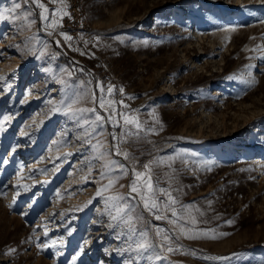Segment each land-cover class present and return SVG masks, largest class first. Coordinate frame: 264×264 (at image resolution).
<instances>
[{"label":"rangeland","instance_id":"rangeland-1","mask_svg":"<svg viewBox=\"0 0 264 264\" xmlns=\"http://www.w3.org/2000/svg\"><path fill=\"white\" fill-rule=\"evenodd\" d=\"M16 2L0 0V264H264V0H40L46 20ZM59 57L92 63L90 79ZM154 160L153 183L191 206L180 225L217 238L127 196ZM117 193L135 231L112 219Z\"/></svg>","mask_w":264,"mask_h":264},{"label":"snow or ice","instance_id":"snow-or-ice-1","mask_svg":"<svg viewBox=\"0 0 264 264\" xmlns=\"http://www.w3.org/2000/svg\"><path fill=\"white\" fill-rule=\"evenodd\" d=\"M25 4L29 3H35L39 8L44 9L40 13V17L42 20H46L47 17L45 16V12L47 9H45L44 4L40 3V0H24ZM21 9V4L19 2H16V0H13L12 6L7 9H3L2 11H7L8 13H15L17 10ZM67 15V13H65ZM2 18V17H0ZM53 27H55V21L53 22ZM51 35V33H49ZM61 36H63L65 41H70L72 37L64 34L63 32L60 33ZM57 45L60 44V41H56ZM83 54V53H82ZM246 67H252L251 65L246 66ZM254 81H248L247 83H253ZM103 87L101 86V96L99 98V104L101 108H105V101L103 97ZM113 91V86L108 87V92L111 94ZM121 92H123V89H120ZM76 101H73L75 103ZM23 103V102H22ZM58 110V109H54ZM71 111L72 109L69 108ZM107 110V109H106ZM81 111H89V112H94L95 109H83ZM115 112V109H112L109 111L108 117H104L100 114L96 115V120L94 123H96L98 126L102 125L103 122L106 120H110L113 113ZM122 116L125 125H135V128L137 129V132L135 133L138 135L139 130L142 128L141 123L139 122L138 118L134 115H124L123 113H120ZM87 123V122H86ZM113 139H117L116 135L113 134ZM119 150L117 149V155H119ZM125 156L127 157V153H125ZM162 163V161H149V163H146L143 165V168L146 170V172H140L136 171L134 168L131 170L132 174L134 176V179H132L130 185L128 186L130 189V192L127 194V196H130L132 193H136L139 196L140 201L143 202L144 208L148 210L149 212H152L155 215L156 219H168L169 223L173 224L176 228H179L180 232L183 233L187 238L189 239H198V238H211L215 239L217 238L216 235H209V232H200L196 234L189 235L188 232L183 228V226L180 225V220L182 219L180 213L186 208V207H191V206H184L181 205L180 211H178L174 205L177 204L176 199L170 194L165 191L163 188H158L156 184L153 183V173H151V165L156 164V163ZM4 163H7V161H4ZM113 163V162H110ZM119 171L123 174H128V169L125 168L123 165H120ZM101 175H104V173H101ZM145 179H141L144 178ZM114 181H109V185L105 187H110ZM121 187H124V185H121ZM157 191L160 193H163L168 196V202H165L163 205V208H161V200L160 197L157 195ZM97 195H100V191L98 190ZM127 196L125 194L117 193L114 196H109L108 200L112 201V207L115 211V215L112 216L113 221H122L126 222L129 225V229L131 231H135L134 226L132 225V220L133 217L129 215L130 211H132V205L127 202ZM132 199H136V197H132ZM160 212H170L171 217L175 218L172 219L168 217L167 215H156V213ZM125 217H127V220L125 221ZM136 219H139L137 217ZM193 224L196 223L195 217L192 218L191 221ZM231 223V221H229ZM175 230V229H174ZM156 236L157 238L160 239V248H165L166 244H171L173 242V237L171 236L170 233H168L165 229L161 228H156L155 229ZM47 235V233H45ZM219 235H227V233H220ZM141 240L136 242V249L138 253H147L148 251L152 250L155 248V243L152 240L148 239V233L147 232H141L140 233ZM177 239L179 238L178 236L176 237ZM38 248H43L47 247V245H37ZM15 251L14 249H9V252ZM168 252L174 251V249L169 246L167 247ZM195 255V253H192ZM80 255L78 252L76 256H74L72 259L73 261L76 260V258ZM237 255V254H233ZM153 257H149V259H152ZM154 259L156 260H162L165 259V257L160 256L159 254L155 255ZM204 259H227L226 257H204Z\"/></svg>","mask_w":264,"mask_h":264},{"label":"trees","instance_id":"trees-1","mask_svg":"<svg viewBox=\"0 0 264 264\" xmlns=\"http://www.w3.org/2000/svg\"><path fill=\"white\" fill-rule=\"evenodd\" d=\"M59 60L65 62L70 67L74 75L82 77L83 79H90V74L87 72L86 68L92 67V63H89L86 68H82L76 62L67 57H59Z\"/></svg>","mask_w":264,"mask_h":264}]
</instances>
